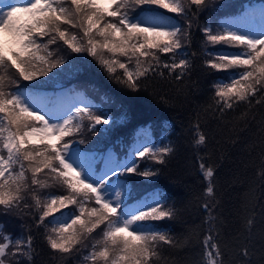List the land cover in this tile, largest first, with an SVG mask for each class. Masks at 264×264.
<instances>
[{
    "label": "snow or ice",
    "instance_id": "obj_1",
    "mask_svg": "<svg viewBox=\"0 0 264 264\" xmlns=\"http://www.w3.org/2000/svg\"><path fill=\"white\" fill-rule=\"evenodd\" d=\"M223 7L210 0H107V6L105 0H0V217L20 221L18 233L0 223V264H35L33 230L41 227L53 259L63 260L100 229L101 239L83 256L89 264H163L164 246H183L167 227L183 209L163 192L137 191L133 180L157 177L159 169L140 170L138 158L163 165L175 151L171 142L153 143L149 130L141 129L123 157L81 149L85 140L76 137L85 120L95 136L98 127L108 132L123 117L76 89H39L82 70L71 53L94 57L110 79L134 92L142 80L166 73L181 81L196 57L190 51L195 23L203 36L204 66L225 73L212 88L216 111L223 115L241 103L264 105V26H254L251 10L224 19L212 15ZM259 17L264 20V6ZM61 43L70 52L59 55ZM207 141L197 123L194 147ZM199 167L208 181L204 195L213 196L216 169ZM256 175L264 184V156ZM54 185L62 194L44 191ZM218 203L202 204L209 232ZM255 226L251 215L246 243L238 249L241 264H252ZM218 240V233L204 236L199 264H224Z\"/></svg>",
    "mask_w": 264,
    "mask_h": 264
},
{
    "label": "trees",
    "instance_id": "obj_2",
    "mask_svg": "<svg viewBox=\"0 0 264 264\" xmlns=\"http://www.w3.org/2000/svg\"><path fill=\"white\" fill-rule=\"evenodd\" d=\"M210 2L213 5H225L219 12L215 9L212 12V15L224 19L240 14L251 5L263 4L264 0ZM207 16L208 13H205L200 17L199 23L203 24ZM202 41L203 36L196 30L194 23L190 51L195 52L196 57L191 73L181 81L166 73L163 77L154 76L142 80L140 90L134 92L110 79L94 57L86 53H71L77 58V63L81 64L82 70L48 81L47 85L39 90L52 93L62 87L67 90L76 89L85 93L89 100L103 107L105 111H111L118 118L123 117L120 123L108 132H102L98 127L95 136L88 131V121L85 120L84 128L76 137L77 141L85 140L84 144L79 145L81 149L91 147L99 153L111 146L117 150L118 156L122 157L134 140L136 130L141 126H149L152 129L154 143L171 142L174 146V153L163 165L156 164L151 159L138 158L140 170L149 167L153 170L159 169L157 177H133L137 191L145 195L152 191L163 192L171 198L170 202L175 201L183 209L179 220L167 222L172 235L183 246H164L163 256L167 259L163 264H199L201 241L205 235L217 233L218 242L224 252V264H241L238 249L246 243L248 233L245 222L251 215L256 218L252 234L254 247L251 249V261L252 264H264V184L256 175L264 156V105L253 103L249 106L241 103L223 115L216 111L211 99L212 88L223 75L204 66L206 57ZM50 47L56 48L55 45ZM66 51L70 52L61 43L58 54L64 55ZM56 71L53 69V72ZM39 79L47 80L46 77ZM22 83L27 85L34 81ZM197 123L208 137L206 146H201L199 150L193 143ZM233 141L236 143L233 144ZM201 163L216 169L212 178L215 187L213 196L204 195L208 181L200 170ZM44 191H57V194H62L59 185ZM131 201L134 202L130 199L129 202ZM216 201L219 203L211 213L216 217L213 221L215 226L212 232H209L208 224L205 223L209 213L202 208V204ZM47 219L50 220L51 217ZM0 223H5L9 231L19 232L20 221L16 218L0 217ZM46 227L51 228L52 225L46 223ZM33 231L35 264H89L84 261L83 256L87 255L91 244L102 236L101 230L97 229L80 245L79 252L63 260L59 257L53 259L45 240V227ZM85 244L88 245L87 248Z\"/></svg>",
    "mask_w": 264,
    "mask_h": 264
},
{
    "label": "rangeland",
    "instance_id": "obj_3",
    "mask_svg": "<svg viewBox=\"0 0 264 264\" xmlns=\"http://www.w3.org/2000/svg\"><path fill=\"white\" fill-rule=\"evenodd\" d=\"M105 6H107V0H105ZM261 6H264V3L263 4H258V5H255V6H253V5H251V6H249L246 10H251L252 12H254V14H255V16H256V20L254 21V26H256V27H261V26H264V20H262L260 17H259V12H260V7ZM4 38H6V37H4ZM210 48H211V46H210ZM222 75H223V78L225 77V73H221ZM60 91H66V89H60L58 92H60ZM78 91V90H77ZM78 92H81V91H78ZM89 99V98H88ZM66 103H70V101H66ZM41 114H43V113H41ZM141 129H148L149 131H148V135H147V139H149V140H151L153 143H154V135L152 134V129H150V127L149 126H141V127H139L137 130H136V133H135V138H134V140L131 142V144H130V147L128 148L129 149V151L131 150V148L134 146V144H135V142H136V138H137V136H138V133H140V131H141ZM109 150H111V149H108L107 151H106V153L109 151ZM111 151H113V150H111ZM114 152V151H113ZM129 203H135V201L134 202H129Z\"/></svg>",
    "mask_w": 264,
    "mask_h": 264
}]
</instances>
